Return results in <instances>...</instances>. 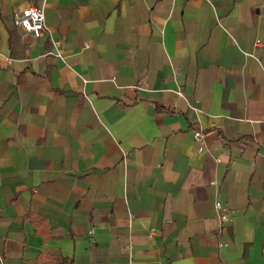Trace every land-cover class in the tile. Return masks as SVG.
Segmentation results:
<instances>
[{"label":"crops","instance_id":"crops-1","mask_svg":"<svg viewBox=\"0 0 264 264\" xmlns=\"http://www.w3.org/2000/svg\"><path fill=\"white\" fill-rule=\"evenodd\" d=\"M0 264H264V0H0Z\"/></svg>","mask_w":264,"mask_h":264},{"label":"built area","instance_id":"built-area-1","mask_svg":"<svg viewBox=\"0 0 264 264\" xmlns=\"http://www.w3.org/2000/svg\"><path fill=\"white\" fill-rule=\"evenodd\" d=\"M15 23L24 31L32 33L35 37H41L46 31L45 13L42 6L29 4L16 12ZM258 41H256V44ZM180 96H183L181 90L178 91ZM192 109L198 111V107L193 105ZM195 148L194 151L199 152L206 148L205 133L201 127L194 131ZM215 208L218 211L219 222L225 223L230 221V216L227 207L219 200L215 202ZM226 244V243H224Z\"/></svg>","mask_w":264,"mask_h":264}]
</instances>
